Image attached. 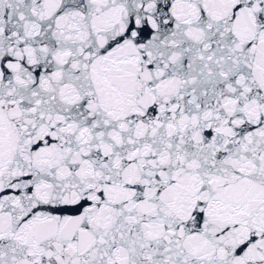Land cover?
<instances>
[{
	"label": "snow or ice",
	"instance_id": "6c2138e0",
	"mask_svg": "<svg viewBox=\"0 0 264 264\" xmlns=\"http://www.w3.org/2000/svg\"><path fill=\"white\" fill-rule=\"evenodd\" d=\"M0 264H264V0H0Z\"/></svg>",
	"mask_w": 264,
	"mask_h": 264
}]
</instances>
